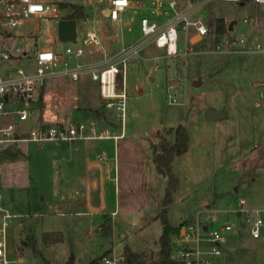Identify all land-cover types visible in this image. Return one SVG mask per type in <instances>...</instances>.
Instances as JSON below:
<instances>
[{"label":"rangeland","instance_id":"obj_1","mask_svg":"<svg viewBox=\"0 0 264 264\" xmlns=\"http://www.w3.org/2000/svg\"><path fill=\"white\" fill-rule=\"evenodd\" d=\"M46 1L56 10L55 17H29L23 24L25 34L8 37L10 46L18 45L32 55L39 48L62 51L65 45L81 44L80 27L92 14L99 28L110 29L116 37L108 42L104 36L97 44L82 45V54L72 56V63L109 55L131 43L129 36L132 42L142 37L139 10L128 8L123 18L129 23L119 28L102 14L109 0H92L97 7L76 18L75 38L60 41L56 17L66 16L68 0ZM197 16L211 21L223 17L219 41L214 25L202 37L190 25L179 30V51L174 55L150 44L145 50L138 47L126 60L122 121L119 110L116 113L102 105L97 82L88 74L75 80L67 76L46 79L31 122L24 125H33L39 117L86 126L88 120L104 121L109 116L110 121L97 123L94 133L103 134L106 129V134L119 135L76 139L62 143L63 147L50 141L0 145V208L12 215L5 231L9 264H42L40 255L52 264H64L68 258L72 264H83L109 247L118 254L123 242L132 249L154 248L162 223L151 217L160 209L165 179L152 164L150 143H159L162 136L172 141L173 128L179 123L186 126L189 139L187 150L173 161L182 196L167 209L170 222L194 220L199 214L206 220V215L216 211L219 223L228 220L236 227L239 197L247 200V206L264 205V52L234 51L228 43L241 37L247 46L264 42V3L211 1L189 14L191 19ZM144 54L154 58H143ZM207 107L224 115L206 119ZM79 175L92 176L87 205L60 207L62 213L58 212L51 201L53 190L85 194V182ZM201 199L211 201L208 210ZM113 208L115 229L104 236L98 224L102 214ZM83 209L87 212H76ZM25 227L31 229L40 255L21 246ZM44 230H59L62 239L44 246L40 240ZM211 264H264V236L256 239L247 228L236 227Z\"/></svg>","mask_w":264,"mask_h":264},{"label":"built area","instance_id":"obj_2","mask_svg":"<svg viewBox=\"0 0 264 264\" xmlns=\"http://www.w3.org/2000/svg\"><path fill=\"white\" fill-rule=\"evenodd\" d=\"M130 0H109L105 16L111 22L120 24L121 13L129 6ZM218 0H150L148 14L138 17V27L142 37L129 44H122L118 52L102 64L72 63L70 58L83 52L82 45L97 44L99 39L94 30L85 32L81 44L65 45L62 51L50 48L36 49L28 55L18 45L10 46L8 37L21 35L17 31L19 24L31 16L44 19L55 17L56 10L51 9L43 0H0V145L13 141L58 142L64 143L76 139L106 137L107 134H95L93 130L85 133V124L76 121L50 122L40 119L33 125L20 126L18 122L30 120L33 107L40 101L46 79L67 76L72 80L87 73L97 82L98 95L104 107L119 110L122 121L125 110V67L128 56L136 54L138 47L152 42L166 54L178 53L179 30L192 25L199 37L210 32L216 20L202 16L190 18L189 14L197 7ZM244 3L247 0H220ZM264 3V0H252ZM65 12H69L64 7ZM61 16L56 17L57 19ZM246 22L247 19L245 18ZM234 51H263L264 42L247 46L246 39L228 41ZM219 48V45H216ZM187 48V47H186ZM120 75L121 88L116 91V75ZM239 219L237 228H247L251 237L264 236V205L247 206L244 197L238 198ZM0 264H9L6 251L5 231L10 215L0 208ZM228 213V211H225ZM62 213V212H60ZM206 215V212L203 215ZM201 214L194 220L180 223L177 234L172 236V256L184 264H211L214 256H220L227 234L236 230L230 221L218 222L216 211L201 220ZM20 258H17L19 260ZM102 264H126L121 253L112 251L103 254Z\"/></svg>","mask_w":264,"mask_h":264},{"label":"trees","instance_id":"obj_3","mask_svg":"<svg viewBox=\"0 0 264 264\" xmlns=\"http://www.w3.org/2000/svg\"><path fill=\"white\" fill-rule=\"evenodd\" d=\"M84 8L82 5L73 4L70 6L69 12L66 13L67 18H77L83 15ZM215 34L216 41L224 32V19L221 16L216 18ZM173 140H168L166 137H161L159 143H150L151 157L154 163L159 164L164 168L166 173V186L164 195L160 200V209L156 213L162 223V228L156 240V250L149 255L144 251L132 250L127 244L122 245L121 254L124 257L126 264H184L183 261L172 256V236L177 234L180 224H172L167 216L168 204L172 202V193L177 188L179 178L173 173L171 162L176 154L183 153L188 146V132L183 123L177 124L174 128ZM99 232L104 236L111 235V219L103 214V219L98 225ZM62 239V234L59 230H44L41 232L40 240L43 244L56 243ZM21 246L28 248L30 254L40 255L39 250L35 247V239L31 229L25 227L24 235L20 240ZM103 253H100L90 258L84 264H99V260ZM42 264H50V262L42 257ZM65 264H72L70 258L65 261Z\"/></svg>","mask_w":264,"mask_h":264},{"label":"crops","instance_id":"obj_4","mask_svg":"<svg viewBox=\"0 0 264 264\" xmlns=\"http://www.w3.org/2000/svg\"><path fill=\"white\" fill-rule=\"evenodd\" d=\"M43 1H46V0H43ZM47 2V1H46ZM73 4H79V5H82L83 6V8H84V13H83V15H81V16H84L85 14H86V12L90 9V8H92V6H93V8H96L97 7V5L95 4V3H93V1L92 0H68L66 3H65V7H66V9L69 11L70 10V6L71 5H73ZM86 4V5H85ZM150 4V0H130L129 1V6L126 8V10L125 11H127V9L128 8H131V9H137V10H139V12H140V14L138 15V17L140 16V15H142V14H148V8H147V6ZM106 8H107V6H103L101 9V11H102V14L104 15V17H106L107 19H108V17L107 16H105V13H106ZM124 11V12H125ZM124 12H122L121 13V16H120V24L118 25L119 26V28L120 27H123V26H125V25H127L128 23H129V20H124V18H123V14H124ZM80 16V17H81ZM34 17H37V16H34ZM78 18V17H77ZM75 19V36H76V18H74ZM96 18H95V16H94V14H92L91 15V17H90V19L87 21V23L85 24V25H81V27H80V32H81V34L84 36V34H85V32L86 31H88V30H94L96 33H97V36H98V39H100L101 40V38H104V36H106L107 38H108V42H110V41H112L115 37H116V33L114 32V33H111L110 32V29H108V32H105L101 27L99 28V20L97 21V20H95ZM25 21V20H24ZM24 21H22L20 24H19V26L17 27V31H19L20 32V34L21 35H23V34H25V32H24V30H23V24H24ZM108 21L110 22V23H114V22H111L109 19H108ZM115 25H116V23H115ZM224 25H225V23H224ZM117 27V26H116ZM115 27V28H116ZM239 30H240V28H238ZM75 38V37H74ZM129 40L132 42V40H131V36H129ZM120 40H121V42H123V36L121 35V33H120ZM153 45L152 44V42H147L146 44H144L143 45V48L142 49H147L148 48V45ZM110 46V45H109ZM154 46V45H153ZM155 47V46H154ZM156 49H161V48H159V47H155ZM119 50V49H118ZM118 50H116V51H114L113 53H111V54H109V55H102L101 57H97V58H92V59H87L85 62H87V63H89V64H102V63H104V62H106V61H108L109 59H111L117 52H118ZM56 51H58V50H56ZM242 52V51H241ZM131 56V55H130ZM130 56H128V58L130 57ZM143 58H154V55H152V54H144L143 56H142ZM128 58H127V60H128ZM83 74H87V73H83ZM152 80H153V77H150ZM197 81H200L201 82V80L199 79V78H197ZM126 83V82H125ZM41 118H39L38 117V119L36 120V122L35 123H37L39 120H40ZM110 121V119H109V116L106 118V120H104V121H102V120H100V121H98L97 122V120L96 121H93V120H88L87 121V125L85 126V133H88L89 131H91V130H95V128H96V125H97V123H105L106 121ZM31 122V119L30 120H28V124ZM23 124H20L19 122H18V125H20V126H26V125H24V122H22ZM34 123V124H35ZM186 127V126H185ZM187 129V128H186ZM106 129H104V133H106ZM188 132V131H187ZM99 133H101V132H99ZM99 133H97V134H99ZM103 133V134H104ZM102 134V133H101ZM119 134H116V133H112L111 135L110 134H107V136L106 137H111L112 139L115 137V136H118ZM91 138H94V137H91ZM95 138H101V137H95ZM86 139H90V138H86ZM59 146L60 147H63V145H62V143H59ZM180 154H182V153H180ZM180 154H176L175 156H174V158H173V160H172V162H171V167H172V171H173V161L180 155ZM150 157H151V152H150ZM151 160H152V157H151ZM152 164H154V167H155V163L153 162V160H152ZM87 166H89V163L87 162V164H86ZM157 172V171H156ZM157 173H159V172H157ZM173 173H174V171H173ZM175 174V173H174ZM159 175H162L161 173H159ZM163 176V175H162ZM177 176V175H176ZM79 178H81V179H84V182H85V187H86V189L84 190L85 191V194H84V192L82 191V192H79V193H77L76 191H73V192H70V191H66V190H63V191H61V189H55V190H53V194H52V198H51V201H52V203L55 205V207H56V210H59L58 212H62V211H60L61 209H60V207H73L74 205L75 206H78L79 208H83V207H85L86 205H87V202H86V198L85 197H90V195H91V192H92V189H93V185L91 184V178H92V176L90 175L89 177L86 175V176H84V175H79L78 176ZM178 177V176H177ZM163 178L165 179V186H166V179H167V177H166V175L165 176H163ZM179 178V177H178ZM178 185H180V187H177L174 191H173V193H172V202H173V200L174 199H178L179 197H181L182 195H180L181 193V187H182V185H181V181L179 180V182H178ZM177 185V186H178ZM165 190V189H164ZM202 201V207H205L207 210L210 208V206H211V201L210 200H207V199H201ZM171 202V203H172ZM171 203H169L168 204V207H169V205L171 204ZM73 205V206H72ZM261 206H263V205H261ZM201 207V206H200ZM114 210H115V208H113V209H111L109 212H104L103 214H106L110 219H111V235H112V233H113V231H114V225H113V223H112V213L114 212ZM206 210V211H207ZM77 213H79V212H87L86 210H77L76 211ZM157 213V212H156ZM156 213L151 217V220H156V219H160L159 217H156ZM103 214H102V219H103ZM203 214V213H202ZM102 221V220H101ZM172 223V222H171ZM181 222H179L178 224H180ZM172 224H177V223H172ZM99 225V224H98ZM161 232V231H160ZM160 234V233H159ZM159 234H157V236H159ZM33 235V234H32ZM157 236H156V238H155V240H154V248H152V249H132V250H136V251H144L147 255H149L150 253H152V252H154L155 250H156V240H157ZM262 238V237H261ZM122 241L124 240L123 238L121 239ZM41 244L42 245H44V246H49L50 244H53V243H49V244H43L42 242H41ZM123 244H127L126 242H123L122 243V245ZM128 245V244H127ZM121 249H122V246H121ZM112 249H111V247H109L108 249H106V250H103L101 253H103V254H105V253H108V252H110ZM119 253H121V251L119 252ZM100 254V253H99ZM48 260V259H47ZM49 261V260H48ZM66 261V260H65ZM88 261V260H87ZM86 261V262H87ZM50 262V261H49ZM85 263V262H84ZM83 263V264H84ZM50 264H52L51 262H50ZM65 264V263H64Z\"/></svg>","mask_w":264,"mask_h":264},{"label":"water","instance_id":"obj_5","mask_svg":"<svg viewBox=\"0 0 264 264\" xmlns=\"http://www.w3.org/2000/svg\"><path fill=\"white\" fill-rule=\"evenodd\" d=\"M56 33L60 41L72 40L75 37V19L61 17L56 21ZM115 90L118 92L121 88L120 75L117 74ZM224 112L221 110L214 109L212 107H207L204 111V117L206 119H214L223 116ZM155 169L157 172L161 173L163 176L166 175L165 170L159 164L155 163Z\"/></svg>","mask_w":264,"mask_h":264}]
</instances>
